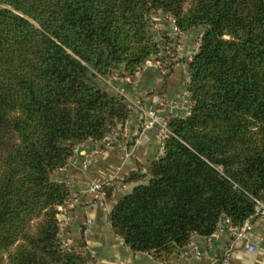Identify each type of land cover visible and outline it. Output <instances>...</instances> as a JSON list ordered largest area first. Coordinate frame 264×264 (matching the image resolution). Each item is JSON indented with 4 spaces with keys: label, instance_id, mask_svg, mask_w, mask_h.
<instances>
[{
    "label": "trees",
    "instance_id": "1",
    "mask_svg": "<svg viewBox=\"0 0 264 264\" xmlns=\"http://www.w3.org/2000/svg\"><path fill=\"white\" fill-rule=\"evenodd\" d=\"M205 29L187 61L190 111L168 120L163 153L110 211L134 250L169 261L227 215L241 225L264 201V0H0V264H89L59 236L71 196L53 178L76 146L133 113L99 78L171 65L149 13ZM112 188L108 187L107 197Z\"/></svg>",
    "mask_w": 264,
    "mask_h": 264
},
{
    "label": "crops",
    "instance_id": "2",
    "mask_svg": "<svg viewBox=\"0 0 264 264\" xmlns=\"http://www.w3.org/2000/svg\"><path fill=\"white\" fill-rule=\"evenodd\" d=\"M151 30L161 40L166 62L157 56L149 58L133 76L116 70L99 82L109 91L124 94L133 105L131 117L119 124V136L110 144L101 139L88 138L80 142L67 164L55 169L56 180L67 181L71 188L68 201L60 206L59 218L64 227L59 236L67 245L96 251L89 264H220L226 255L232 264H264V216L253 215L246 236H236L227 227L211 235L195 234L194 239L203 248L198 259H187L181 251L172 254L169 261L156 258L152 253L134 250L124 237L113 230L110 211L116 201L129 192L138 181L130 178L133 172L144 174L148 180L151 162L164 148L163 138L157 128L142 131L144 110L155 107L166 112L160 97H178L188 78L187 61L198 50L204 25L180 30L170 14L162 9L149 13ZM190 101V95L187 96ZM139 143L130 154L136 138ZM102 183L101 189H92ZM108 187L112 188L107 197ZM91 224L87 225V220ZM232 242V244H231ZM231 244L229 252H226ZM249 246H254L250 249Z\"/></svg>",
    "mask_w": 264,
    "mask_h": 264
},
{
    "label": "built area",
    "instance_id": "3",
    "mask_svg": "<svg viewBox=\"0 0 264 264\" xmlns=\"http://www.w3.org/2000/svg\"><path fill=\"white\" fill-rule=\"evenodd\" d=\"M171 16V15H170ZM171 18H173L171 16ZM174 20V18H173ZM189 78H187L186 86H183L178 97H160L159 101L165 107L166 112L162 111L155 107H148L144 110V118L142 120V131L145 132L148 129L157 128L159 134L164 137L169 133L168 120L172 116L176 115H186L190 111L191 101L187 100V96L190 95L188 90ZM120 131L118 129L109 131L105 136L101 138V141L105 144H110L112 140L116 139L119 136ZM142 142L141 137L135 139L133 145L130 150H128L127 154H130L131 151L135 149V147ZM164 148V145L163 147ZM103 187L102 183H95L91 186L92 189H101ZM262 215L264 216V201H260L257 205L256 212L254 215ZM253 216V215H252ZM251 217L247 218L241 225H234L231 219L227 215H222L217 223V228L213 232H219L223 228L227 227L230 229L236 236H246L250 227H251ZM91 224V219L87 220V225ZM62 229L64 227L63 224L60 225ZM212 233V234H213ZM196 233H193L191 239L185 244V246L181 250V254L183 257L187 259H198L203 255V248L199 242H197L194 237ZM205 235L206 239L209 241L211 239V235ZM232 244V242H231ZM231 244H228L226 248V252H229ZM250 249H253L254 246H249ZM90 257L96 255V251L94 249L89 250ZM220 264H232L229 258L224 255L220 258Z\"/></svg>",
    "mask_w": 264,
    "mask_h": 264
},
{
    "label": "rangeland",
    "instance_id": "4",
    "mask_svg": "<svg viewBox=\"0 0 264 264\" xmlns=\"http://www.w3.org/2000/svg\"><path fill=\"white\" fill-rule=\"evenodd\" d=\"M111 75H113V73H112ZM111 75H110V76H111ZM108 77H109V76H108Z\"/></svg>",
    "mask_w": 264,
    "mask_h": 264
}]
</instances>
